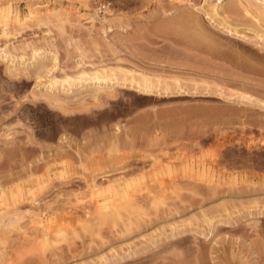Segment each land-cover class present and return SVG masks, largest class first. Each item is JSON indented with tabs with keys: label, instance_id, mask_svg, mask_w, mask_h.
Listing matches in <instances>:
<instances>
[{
	"label": "rangeland",
	"instance_id": "obj_1",
	"mask_svg": "<svg viewBox=\"0 0 264 264\" xmlns=\"http://www.w3.org/2000/svg\"><path fill=\"white\" fill-rule=\"evenodd\" d=\"M244 2L0 0V264H264V19Z\"/></svg>",
	"mask_w": 264,
	"mask_h": 264
},
{
	"label": "bare ground",
	"instance_id": "obj_2",
	"mask_svg": "<svg viewBox=\"0 0 264 264\" xmlns=\"http://www.w3.org/2000/svg\"><path fill=\"white\" fill-rule=\"evenodd\" d=\"M220 1V0H219ZM244 12L252 17L253 19L257 20V22L261 19H264V0H244ZM241 2V1H240ZM239 3V1H238ZM243 3V2H242ZM220 5H221V2H219L218 5H214L212 7V13H213V16L210 17L211 20L214 19L213 17H217L219 16V8H220ZM211 16V15H210ZM215 20V19H214ZM172 25V24H170ZM168 25V26H170ZM220 25V24H219ZM223 27V26H222ZM235 27V26H234ZM232 26H224V30H226L227 33L231 34V35H236V36H241L240 32L234 28ZM167 28V27H165ZM258 28V27H257ZM255 32V31H254ZM256 38L259 39L260 41H262L264 43V30H259L257 33H256ZM263 46V45H262ZM40 55H38V52H35L34 54V57L31 61L33 62H36L38 60ZM55 55H53L52 57V60L54 61V63L57 61V57H54ZM7 58V56H6ZM6 58H4V60H6ZM13 62V60H11ZM14 63V62H13ZM57 63V62H56ZM81 64V61L79 62V65ZM57 65V64H56ZM56 65L55 67L53 66V69L51 70V73L53 74V71L56 70ZM246 66V65H245ZM248 67V66H247ZM250 68V67H249ZM127 74V73H126ZM84 76H86L85 73L81 74V76L79 78L76 79V81H81L84 79ZM128 76V75H127ZM109 77V76H108ZM107 76L103 75V74H100V73H96L94 75V77L92 78V81H95L94 84L98 87H100V89H102L104 86L108 87L109 84H111V86L109 88H116V87H128L129 89L130 88H134L136 89L137 91L139 92H142V93H145V94H153V93H159L161 90H164L165 92L166 91H170V85L168 84H165V86H163L164 84L160 85L161 83L158 81L157 84L153 83L151 81V79H149L148 77L146 78L145 76L141 75V77H143L141 79L139 78H136L135 77H131V78H125V79H120L119 80V77L116 78V79H112V78H108ZM115 78V77H114ZM124 78V77H123ZM72 78H69V79H66L64 81H59L55 78L52 79L48 89L50 91H54V90H57V86L60 87V91H63V92H67V91H70L72 89V87H74L75 85H77L75 83V80H73ZM163 82V81H162ZM166 82V81H165ZM168 83V82H167ZM172 85V83H171ZM163 88H162V87ZM174 86V85H173ZM175 87V86H174ZM178 89V88H177ZM176 89V90H177ZM174 90V88H173ZM181 90V89H180ZM178 92H182V91H178ZM167 93V92H166ZM243 98H246V97H243ZM247 99V98H246ZM256 102V101H255ZM264 105V103H262ZM261 104V105H262ZM13 220H11L10 222H7L5 223V226H11L13 223ZM12 223V224H11ZM16 223V221L14 222V224ZM3 224V223H2ZM212 229V228H211ZM121 259V258H120Z\"/></svg>",
	"mask_w": 264,
	"mask_h": 264
}]
</instances>
